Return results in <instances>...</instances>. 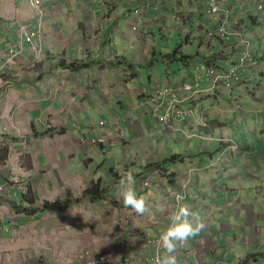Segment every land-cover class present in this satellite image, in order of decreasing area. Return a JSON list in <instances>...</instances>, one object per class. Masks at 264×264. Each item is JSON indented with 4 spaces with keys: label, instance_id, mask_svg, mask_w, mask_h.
<instances>
[{
    "label": "crops",
    "instance_id": "1",
    "mask_svg": "<svg viewBox=\"0 0 264 264\" xmlns=\"http://www.w3.org/2000/svg\"><path fill=\"white\" fill-rule=\"evenodd\" d=\"M224 1L232 10L228 41L206 35L222 20L202 0H138L147 9L136 32L132 0H41L40 12L30 0H0V264H89L101 255L110 264H152L139 257L155 254L154 240L170 224L172 192L184 194L181 204L207 225L178 250V264H264V145L244 140L253 130L247 114L239 119L243 130L229 131L234 123L218 104L219 95L241 87L264 103L252 87L263 70L264 10L245 0L244 19L235 7L242 0ZM22 27L38 32L36 49ZM169 33L183 42L175 58L157 45ZM245 44L252 56L244 81L221 90L204 78L195 97L180 91L179 108L196 111L174 130L139 106L208 67L228 68ZM83 62L90 65L68 68ZM105 135L108 143L94 142ZM221 136L236 148L220 144ZM129 171L154 220L123 205L118 182ZM55 201L72 203L43 208Z\"/></svg>",
    "mask_w": 264,
    "mask_h": 264
},
{
    "label": "built area",
    "instance_id": "2",
    "mask_svg": "<svg viewBox=\"0 0 264 264\" xmlns=\"http://www.w3.org/2000/svg\"><path fill=\"white\" fill-rule=\"evenodd\" d=\"M134 3L133 8V16L131 18V29L132 31H136L138 29L139 16L147 9V5L141 4L138 0H132ZM206 4V12L208 15L215 16L221 14V24L212 30H208L206 35L209 38L218 37L222 40L228 41L230 39V33L227 30L226 25L231 20L230 15L232 10L229 5L226 4L224 0H202ZM256 5L257 11L262 12L264 10V6L262 3L257 0H252ZM30 5L37 11H41L42 2L41 0H30ZM156 10L155 4L149 6ZM22 32L25 36V41L30 43L37 48L35 39L38 37L37 31L28 30L25 27H22ZM227 52V48H226ZM15 55V51L13 49L9 50L7 55V60H12ZM251 53L249 47L246 45L239 53L237 61L230 65L228 68L222 67H208L202 73H196L190 82H182L175 87H165L162 88L157 94L154 96L148 97L141 101L139 106L142 109H147L150 114H152L155 120L161 124L162 128L169 131L174 130L173 124L174 122H187L186 120L191 119L194 116V109H181L179 108V103L181 102L178 98V93L185 92L191 94L195 97L199 92V85L202 80L205 78L209 81L211 89H221V90H230L236 84L242 83L245 79L244 72L246 66L251 59ZM1 58V54H0ZM191 96V97H192ZM240 108V107H238ZM103 125V122H101ZM220 144L229 145L230 148H236V145L233 141L226 140L222 136L218 139ZM95 143H101L102 145L108 143V138L103 136L102 138L94 141ZM221 159V158H219ZM144 188L149 186L148 182L143 184ZM2 191L3 188L0 187ZM172 196L174 198L175 204L172 214L176 211L178 206L182 203L184 199V194H179L176 192H172ZM155 254L148 259V257L140 256V260L153 261L156 255L162 252L159 243V237H157L154 241ZM89 264H110L108 258L105 255L98 256L95 260H92Z\"/></svg>",
    "mask_w": 264,
    "mask_h": 264
},
{
    "label": "rangeland",
    "instance_id": "3",
    "mask_svg": "<svg viewBox=\"0 0 264 264\" xmlns=\"http://www.w3.org/2000/svg\"><path fill=\"white\" fill-rule=\"evenodd\" d=\"M251 1H250V4L253 5L255 8V11H257L256 5L254 4L253 1H252L253 3ZM235 7L237 10L238 9L241 10V14H242L243 18L246 19V17H247L246 15L249 13V11L246 9L247 5H246L245 0H242L241 4L237 3V5ZM258 13H261V12H258ZM132 16H131V18H132ZM133 32H136V31H133ZM153 35H150L151 40H154ZM166 36H167L166 38L168 40V43H166L165 40H161L160 38L157 39V45L162 44V51L167 49L171 53L172 51H174L177 48H180L181 45H183V42L181 40H178L175 43L176 35L171 37L170 33H169ZM260 63H261L260 66L263 68V70L262 71L256 70V72L254 73V78L252 79V83H253L252 87L255 89L254 91H257V93L259 94L260 97H258V98L264 100V97H261V95L262 96L264 95V89L261 88L264 86V60ZM170 69H172V68L170 67ZM165 71H166L165 67H162L159 74H163ZM258 85H259V87H258ZM251 93L252 92H249L244 87H241L239 90H236V92L226 91L225 95H219V97H218L219 103L218 104L220 106L226 107L228 109L230 118H226V121H228V123H230V124L234 123V126H231V125L228 126V130L231 132L236 131L238 129L239 125L241 126V124H239L240 123L239 119L241 120V115L247 114L249 116L248 119H250V120H248L247 122L252 125L253 130L246 129V131L243 135V138H244V140L255 143L257 145L256 147L260 148L261 146L263 147V145H264V132H263V134H260V130H259L260 127H264V115L262 114V110L264 109V103L260 104L257 100H255L252 97ZM237 105H239L240 108H238ZM194 111H196V110L194 109ZM102 122H103V125L106 124L105 121H102ZM114 124L119 125V122L116 120V121H114ZM255 127L257 129H255ZM239 129L243 130V128H241V127H239ZM235 136H236V134H235ZM105 137H107V135H105ZM98 139H100V138H97L96 140H98ZM256 139H257V141H256ZM238 140L240 141L241 139L238 138ZM232 155H236V153L229 152V156H232ZM251 155H252V153H250V154L246 153V157L251 156ZM211 160L213 161V163H215L216 158L213 157L209 161H211ZM220 160L221 159H217V163H220V162H218ZM223 162L224 161H222V163ZM217 168L220 170L221 166L217 165ZM209 196H210V198H213L211 195H209ZM258 210H259V207H258ZM260 213L264 214L263 208H260ZM216 217L222 219L221 220L222 222L226 219L225 223L230 225L231 227H233L234 223L231 222L232 221L231 219L226 218V217L224 218L223 216H220L218 214H216Z\"/></svg>",
    "mask_w": 264,
    "mask_h": 264
},
{
    "label": "clouds",
    "instance_id": "4",
    "mask_svg": "<svg viewBox=\"0 0 264 264\" xmlns=\"http://www.w3.org/2000/svg\"><path fill=\"white\" fill-rule=\"evenodd\" d=\"M118 183L123 205L141 216L148 213L149 218L154 220V214L146 199L138 196L134 190L133 173L131 171L125 173ZM169 219L170 224L159 236L162 252L156 255L152 264H178V250L185 247L191 238L198 236L207 227L202 215L184 204L179 205Z\"/></svg>",
    "mask_w": 264,
    "mask_h": 264
},
{
    "label": "trees",
    "instance_id": "5",
    "mask_svg": "<svg viewBox=\"0 0 264 264\" xmlns=\"http://www.w3.org/2000/svg\"><path fill=\"white\" fill-rule=\"evenodd\" d=\"M247 44H245L243 46V48L246 46ZM248 46V45H247ZM178 48L175 49L173 51V55L171 56V58H175L174 56L176 54H178ZM220 53V52H219ZM216 54V56L219 58V59H227L226 58V53L223 52V53H220V54ZM228 56V55H227ZM167 58H169V56H167ZM183 59V58H181ZM90 65V63H86V62H83V63H78V64H70V66L68 68L72 69V70H80V69H84V68H87L88 66ZM233 88V87H232ZM182 157L181 156H172L169 158L170 161H176V160H181ZM99 196V195H98ZM90 197H92L90 195ZM93 199L95 198V196L92 197ZM72 202L70 201H64V202H59V201H55V202H48V203H45L44 204V209L45 210H48V211H62V210H66L70 205H71ZM245 264L248 263L247 260H244ZM244 262H240L239 264H244Z\"/></svg>",
    "mask_w": 264,
    "mask_h": 264
}]
</instances>
